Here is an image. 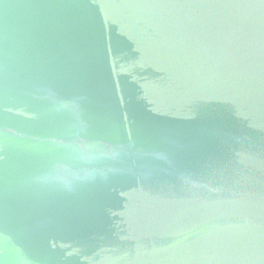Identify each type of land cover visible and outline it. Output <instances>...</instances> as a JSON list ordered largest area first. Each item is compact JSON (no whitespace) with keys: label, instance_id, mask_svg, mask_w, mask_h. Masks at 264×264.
<instances>
[{"label":"water","instance_id":"water-1","mask_svg":"<svg viewBox=\"0 0 264 264\" xmlns=\"http://www.w3.org/2000/svg\"><path fill=\"white\" fill-rule=\"evenodd\" d=\"M0 264H264V0H0Z\"/></svg>","mask_w":264,"mask_h":264}]
</instances>
